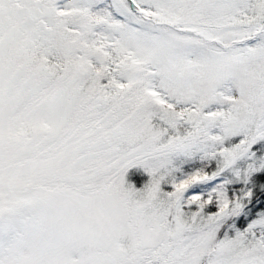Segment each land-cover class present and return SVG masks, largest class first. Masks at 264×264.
<instances>
[{
    "label": "snow or ice",
    "instance_id": "obj_1",
    "mask_svg": "<svg viewBox=\"0 0 264 264\" xmlns=\"http://www.w3.org/2000/svg\"><path fill=\"white\" fill-rule=\"evenodd\" d=\"M0 264H264V0H0Z\"/></svg>",
    "mask_w": 264,
    "mask_h": 264
}]
</instances>
